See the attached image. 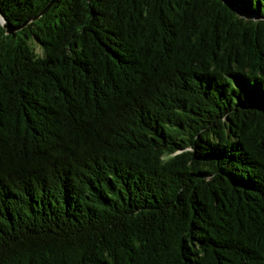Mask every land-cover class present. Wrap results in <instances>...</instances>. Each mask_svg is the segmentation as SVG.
Instances as JSON below:
<instances>
[{
    "label": "trees",
    "instance_id": "1",
    "mask_svg": "<svg viewBox=\"0 0 264 264\" xmlns=\"http://www.w3.org/2000/svg\"><path fill=\"white\" fill-rule=\"evenodd\" d=\"M50 1L0 0V264H264V0L7 33Z\"/></svg>",
    "mask_w": 264,
    "mask_h": 264
},
{
    "label": "water",
    "instance_id": "2",
    "mask_svg": "<svg viewBox=\"0 0 264 264\" xmlns=\"http://www.w3.org/2000/svg\"><path fill=\"white\" fill-rule=\"evenodd\" d=\"M58 0H51L37 15H35L34 17L28 19L25 23H23L20 26H12L11 24H9L5 18L4 15L1 14L2 16V24L4 25V27L7 29V33L12 34L17 30H20L22 28H24L29 22L36 20L40 17H42L45 13H47L49 11V9L57 2Z\"/></svg>",
    "mask_w": 264,
    "mask_h": 264
},
{
    "label": "rangeland",
    "instance_id": "3",
    "mask_svg": "<svg viewBox=\"0 0 264 264\" xmlns=\"http://www.w3.org/2000/svg\"><path fill=\"white\" fill-rule=\"evenodd\" d=\"M36 51L40 54H43V49L39 44H35Z\"/></svg>",
    "mask_w": 264,
    "mask_h": 264
}]
</instances>
